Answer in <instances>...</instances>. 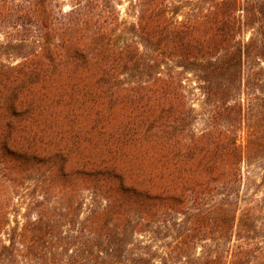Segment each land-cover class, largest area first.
<instances>
[{
    "label": "trees",
    "instance_id": "16d2710c",
    "mask_svg": "<svg viewBox=\"0 0 264 264\" xmlns=\"http://www.w3.org/2000/svg\"><path fill=\"white\" fill-rule=\"evenodd\" d=\"M102 1L65 11L0 0V264H151L134 238L154 225L176 232L170 250L187 264H264V239L238 242L257 225L235 235L242 85L246 63L264 62V0H201L183 18L174 0H132L141 42L121 44ZM169 61L200 81L207 128L193 127ZM27 179L37 215L11 225V194ZM87 190L96 204L79 219Z\"/></svg>",
    "mask_w": 264,
    "mask_h": 264
},
{
    "label": "rangeland",
    "instance_id": "374dc122",
    "mask_svg": "<svg viewBox=\"0 0 264 264\" xmlns=\"http://www.w3.org/2000/svg\"><path fill=\"white\" fill-rule=\"evenodd\" d=\"M80 0H59L60 7L63 10H70L74 4ZM179 11L178 17L183 18L191 12H198V8L202 6L201 0H174ZM174 6V5H173ZM97 13L101 16L107 17L106 33L108 37L112 38L115 43L121 44L128 40L141 42V39L132 31V25L137 21V11L133 7L132 0H106L102 1V7L96 8ZM251 31L245 34L248 38ZM5 39L3 33H0V40ZM17 60V57L11 61ZM173 65L174 72H182L180 74L184 89L188 96V102L194 107L195 120L193 127L197 130H202L210 126V114L212 112V105L209 104L200 87V81L194 72L185 71L178 67L174 61H169ZM264 66L263 60L250 59L245 66L242 94L241 98L246 104L245 116L239 125L238 135L239 140L244 147V155L241 161V179L239 195L237 197L238 211L237 222L238 228L235 229V235L239 231V226L243 224L246 227L257 225L255 231H241L238 232V242H244L246 239L256 241L261 244L264 239V84L260 83L261 79L257 72H261L260 66ZM260 73V74H261ZM261 86L263 89L261 90ZM82 192V191H81ZM54 193V192H53ZM51 194L53 197L54 194ZM39 191L33 190V180H25L17 189L11 194L13 202L16 204L15 210H11L10 220L11 225H14V219L17 218L21 222L25 220V214L31 213L32 216L37 215L36 207L30 203L36 197H40ZM93 194L90 191H83L80 200L82 204L79 219H83L88 214V207L94 202ZM54 198V197H53ZM99 203L102 200L97 199ZM30 203V204H29ZM175 220L180 221L183 215L173 214ZM63 230H68L69 223L61 225ZM156 230V231H155ZM176 232L165 228L157 231L156 225L147 227L145 231L135 234V252L151 254V264H187V258L182 251L173 253L170 250V244L174 242ZM234 235V240L236 236ZM241 236H246L241 238ZM255 237V239H252ZM264 242V241H263ZM138 247V248H136ZM203 249L201 244H197V249L191 250L194 255L201 254ZM170 253L169 255H166ZM172 255V258H169ZM165 258V259H163ZM242 264H256L250 260H241Z\"/></svg>",
    "mask_w": 264,
    "mask_h": 264
}]
</instances>
